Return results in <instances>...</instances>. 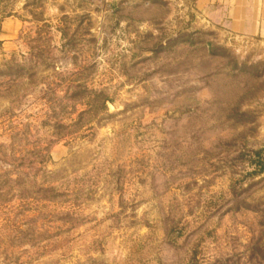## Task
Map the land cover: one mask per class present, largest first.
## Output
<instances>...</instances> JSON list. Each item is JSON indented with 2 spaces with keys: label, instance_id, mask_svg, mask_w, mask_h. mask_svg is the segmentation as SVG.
Masks as SVG:
<instances>
[{
  "label": "rangeland",
  "instance_id": "obj_1",
  "mask_svg": "<svg viewBox=\"0 0 264 264\" xmlns=\"http://www.w3.org/2000/svg\"><path fill=\"white\" fill-rule=\"evenodd\" d=\"M264 39L190 0H0V264H264Z\"/></svg>",
  "mask_w": 264,
  "mask_h": 264
},
{
  "label": "crops",
  "instance_id": "obj_2",
  "mask_svg": "<svg viewBox=\"0 0 264 264\" xmlns=\"http://www.w3.org/2000/svg\"><path fill=\"white\" fill-rule=\"evenodd\" d=\"M204 21L231 33L264 39V0H190Z\"/></svg>",
  "mask_w": 264,
  "mask_h": 264
},
{
  "label": "trees",
  "instance_id": "obj_3",
  "mask_svg": "<svg viewBox=\"0 0 264 264\" xmlns=\"http://www.w3.org/2000/svg\"><path fill=\"white\" fill-rule=\"evenodd\" d=\"M255 158L257 159V162H258V170L259 171H262V169L264 168V161H263V158H262V151L261 150H257L255 151Z\"/></svg>",
  "mask_w": 264,
  "mask_h": 264
}]
</instances>
